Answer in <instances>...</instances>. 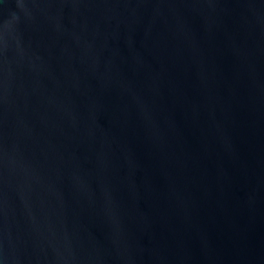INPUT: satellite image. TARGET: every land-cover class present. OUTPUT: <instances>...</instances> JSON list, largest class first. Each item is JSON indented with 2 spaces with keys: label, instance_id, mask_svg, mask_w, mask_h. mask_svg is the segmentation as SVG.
<instances>
[{
  "label": "water",
  "instance_id": "water-1",
  "mask_svg": "<svg viewBox=\"0 0 264 264\" xmlns=\"http://www.w3.org/2000/svg\"><path fill=\"white\" fill-rule=\"evenodd\" d=\"M0 264H264V0H0Z\"/></svg>",
  "mask_w": 264,
  "mask_h": 264
}]
</instances>
